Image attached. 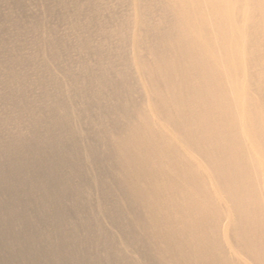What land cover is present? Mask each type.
Listing matches in <instances>:
<instances>
[{
  "label": "bare ground",
  "instance_id": "bare-ground-1",
  "mask_svg": "<svg viewBox=\"0 0 264 264\" xmlns=\"http://www.w3.org/2000/svg\"><path fill=\"white\" fill-rule=\"evenodd\" d=\"M112 2L0 0V5L17 8L18 15L27 6L64 11L61 19L70 17L75 31L94 29L91 35L81 31L87 60L74 78L77 96L89 111L95 105L105 130L107 166L115 173L107 183L117 193L112 215L123 245L136 255L140 251L137 264H264V0H158L163 32L151 28L142 0H131L137 27L133 66L125 53L123 36L130 27L124 16L110 20L118 39L112 47L115 33L103 19ZM82 13H88L84 24ZM2 16L20 24L15 13ZM32 23L40 26L36 17ZM5 26L0 25V38ZM246 26L257 37L243 53L252 65L251 82L243 76L240 46ZM95 33L103 40L96 48ZM142 34L150 62L141 54ZM61 121L67 128L73 124L71 116ZM67 128L50 134L60 146L51 147L54 156L44 143L51 140L39 135L38 144L22 137L0 143V192L8 191L6 198L0 194V264H101L99 252L93 253L101 246L108 264H134L114 245L116 238L96 226L71 179L74 171H67L82 170L64 138L76 133ZM94 152L98 162L101 155ZM68 203L74 216L67 213ZM223 237L245 261L225 255Z\"/></svg>",
  "mask_w": 264,
  "mask_h": 264
},
{
  "label": "rangeland",
  "instance_id": "rangeland-1",
  "mask_svg": "<svg viewBox=\"0 0 264 264\" xmlns=\"http://www.w3.org/2000/svg\"><path fill=\"white\" fill-rule=\"evenodd\" d=\"M234 1L239 2V0ZM124 2L123 4H118L119 2L113 0L110 11L104 14L103 19L109 25V29L112 28V32L115 33L112 38V47L114 48L118 44V39L114 23H110L111 18L119 15L129 20L130 28L123 37L124 42H126L125 53L127 59L130 66H133L132 57L130 58V56L131 48L135 42L134 32L137 29L134 26L136 10L131 4V0H124ZM158 4V0L154 2L142 0V13L151 17L152 29H161L162 26L163 13L160 11ZM4 5L5 9L2 4L0 5V17L2 19L0 20V25L6 24V34L0 38V143L1 141L5 144L11 143L17 137H22L29 144L37 143L41 141L37 135L48 140L54 139L50 137L51 133L59 135L61 132L60 126L62 130L67 128L65 124H62L61 119L63 116H71L73 124L67 129L69 133L70 131L71 133L75 132L76 137L64 136V138L67 142V148L75 150L78 158L74 163L80 162L82 170H77L76 167L70 166L67 171H74L71 179L80 188L84 204L89 205V212H94V217L97 221L96 226L107 237H115L116 243L114 245H119L122 248V255L127 259L134 260V264H137L136 260L140 256V251L136 255L123 245L124 241L112 215L117 193L111 191L107 183L113 179L115 173L108 168V145L105 144L106 141H103L106 136L105 130L98 121L99 115L95 105L94 109L89 111L84 100H80L77 96L76 77L74 78V76H77V73L80 72V62L87 60L85 58L86 53L80 50V44L85 39L81 35L84 31L85 34L91 35L94 29L86 30L84 28L83 30L80 28L75 31L70 17L66 22L61 19L65 13L64 11L27 6L26 12L18 15L19 10L17 8ZM9 12L18 16L17 23L25 24L24 28L18 27L20 24L3 20L2 15ZM87 16L88 13H82L79 16L80 24L86 22ZM34 17L38 19L39 27H35L32 23ZM257 20L259 21V18ZM255 26L258 34V25ZM245 29L246 31L243 32L244 39L240 43L242 63L244 70L247 71V74L243 76L245 80L251 82L252 65L247 55L243 53L247 44L255 41L253 37H257L254 36L256 34H254L253 29L252 31L250 30L251 33L247 32V26ZM161 31L163 32L164 30L161 29ZM92 37H94L93 46L95 48L102 46L103 40L99 34L95 33ZM248 37L251 38L248 39ZM145 38L144 34L139 38L142 48L141 54L146 61L150 62V49L146 47L148 44L144 43ZM155 39L152 37L150 44ZM112 47H106L105 49L106 51L114 50ZM92 61L90 60V63ZM132 72L133 77H136L134 69H132ZM239 74L235 64V77ZM84 75L85 73H83L81 78L85 77ZM44 83L49 84L45 86ZM134 85L137 87L138 100L142 103L140 81L137 80ZM98 100L99 103H104L105 105L108 103L106 100L100 101L99 98ZM59 102L62 106L56 107L55 105L59 104ZM40 118H42V123L38 124ZM44 143L48 146L52 156L56 153L52 152L51 147H55V149L60 147L53 140H51V143L48 141H44ZM92 151H96L94 153L101 155L98 162L92 159ZM2 155L4 154L2 153ZM9 162L10 160L5 164ZM104 182L107 183L105 186L102 185ZM105 187L107 188L105 189ZM106 190H110L112 195L108 197ZM0 194L3 198H6L8 191L2 189ZM67 205V213L74 216V207L70 203ZM36 208V206H33L29 208L28 212L30 211L31 214L36 213ZM124 208L125 204L123 210ZM223 240L225 242V255L231 256L234 262L236 258L239 260L241 258L242 261L246 260L241 253L237 252L238 254L235 255L234 242L230 239L227 240V238L225 240V237H223ZM95 251H98V254L103 258L101 264H108L104 260L106 256L105 248L103 246L98 249L94 248L93 253Z\"/></svg>",
  "mask_w": 264,
  "mask_h": 264
}]
</instances>
